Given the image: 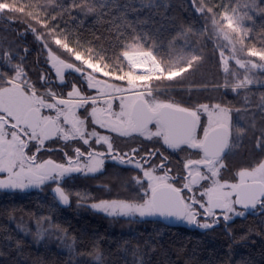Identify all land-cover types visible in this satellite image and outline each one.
Segmentation results:
<instances>
[{
	"label": "trees",
	"instance_id": "16d2710c",
	"mask_svg": "<svg viewBox=\"0 0 264 264\" xmlns=\"http://www.w3.org/2000/svg\"><path fill=\"white\" fill-rule=\"evenodd\" d=\"M200 3L218 14L215 23L213 13L198 10ZM248 3L18 0L19 6L33 15L11 14L17 30L0 32L28 35L38 53L44 41L56 55L73 61V55L56 45L49 34L48 29L55 27L56 35L66 38L70 47H78L86 59L126 70L128 61L122 53L127 50L152 51L166 70L187 67L193 56H200L181 75L169 80L165 71L161 79H155V88L161 89L158 95L174 97L182 106L214 104L234 97L236 106L249 117L264 114V70L254 75L258 86L237 94L224 90L225 82L233 80L223 71L219 44L225 16L235 17ZM0 17L9 18L7 10ZM248 18L243 47L248 52L262 51L264 0ZM6 39L10 42L11 37ZM51 187L0 190V264H264V213L234 217L203 229L198 224L170 223L159 217H111L92 210L78 213L73 199L69 207L60 206ZM40 227H45L47 234L40 236Z\"/></svg>",
	"mask_w": 264,
	"mask_h": 264
},
{
	"label": "snow or ice",
	"instance_id": "6c2138e0",
	"mask_svg": "<svg viewBox=\"0 0 264 264\" xmlns=\"http://www.w3.org/2000/svg\"><path fill=\"white\" fill-rule=\"evenodd\" d=\"M199 3V0H197ZM31 4L28 5L31 8ZM26 12L24 6H19L18 0H0V14ZM199 11L213 13V20L218 14L213 12L211 6L205 8L199 4ZM228 27H233L231 18L225 16ZM47 29V25H45ZM35 32L34 29H32ZM54 43L63 50L74 55L76 61H82L87 69L103 73V76H112L111 70H105L102 65L91 58H85V54L79 48L70 47L66 38L56 35V28L48 29ZM62 35V34H61ZM39 39V37H37ZM242 43V41H241ZM128 61L129 70L122 75H115L118 81H126L127 86L105 83L101 94L107 99L103 101V108L97 107L99 96L81 95L79 90L69 91V99L56 100L57 93L49 92L47 96L37 95L33 85L28 83L26 74L20 64L12 65L14 75L9 78L0 72V174H6V179H0V190L24 191L31 187H39L46 182L62 181L72 174L96 173L103 169L105 160L116 161L120 165H131L142 173L141 177H134V184L139 186L140 195L137 202L124 200L101 201L91 204L94 210H99L110 216L145 217L161 216L175 217L186 221L189 225H197V216L203 215L206 220L197 226L208 229L219 223L220 217L216 210H221L224 221L231 220L234 216L242 217L244 211H237L239 205L243 209H256L259 205L264 209V162H258L256 167L250 170L239 171V183H229L219 179L220 170L225 168L224 153L230 147V138L233 134L230 109L221 104L209 106L201 104L198 107H183L173 101H163L153 95V89L149 84L154 79H161L167 71V79L171 80L193 66V61H199L200 56H193L187 62V67L181 65L175 70L164 69L157 62L152 51L127 50L122 53ZM250 56H259L264 61V50L249 52ZM55 59V58H53ZM102 59V58H97ZM11 63V56H8ZM65 68L73 69L77 73L84 72L81 67H75L72 63L59 61ZM225 73H228L227 61L224 62ZM252 68H264V63L259 65L247 62ZM240 68H245V62L236 60ZM56 67V65H53ZM143 69V74H137ZM136 70V71H134ZM120 69H116L119 73ZM56 72L63 81V73L60 67ZM159 73V75H157ZM89 88H96L100 84L92 74L86 75ZM252 81L245 75L243 80L236 83L226 81L223 87L237 88L247 87ZM47 87V81L45 82ZM105 89H111L106 91ZM53 102H49V101ZM117 109L113 108L114 103ZM91 105V111L86 112L91 117V122L99 125L119 137L135 139L143 137L149 141L162 142L168 149L179 152L186 149L197 150L199 158H188L184 168L188 169L186 176L179 178L180 186H177V177L170 175L171 168L167 167L168 157L159 153V160L153 162L151 157L156 156L159 150L143 155L138 148L130 149V152H122L114 147L113 138L109 135H101L92 128L88 131L85 119H82L77 111L87 109ZM45 109L48 113H45ZM54 113V114H51ZM11 122L12 131L6 129ZM71 126V131L65 128ZM237 134L240 129H235ZM11 139H8V136ZM264 145V129L261 130ZM25 138H21V137ZM60 137L67 141L79 138L84 145L89 146L87 151L88 161L82 163L80 158L85 152L79 147L75 148L76 157H69L68 165L56 163L52 159L40 162L35 153L40 152L45 142ZM95 138V145H102L104 150H97L91 143ZM31 142L34 143L35 153L28 154L26 149ZM187 154V153H186ZM67 155V154H66ZM139 156V159H134ZM201 168L205 171H201ZM195 169V171H193ZM208 180L210 184L204 186L200 197L195 194L184 195L183 191L193 192V186L201 181ZM59 201L67 206L69 195L60 186L54 189ZM79 196V194H77ZM195 205L202 209V213Z\"/></svg>",
	"mask_w": 264,
	"mask_h": 264
},
{
	"label": "flooded vegetation",
	"instance_id": "af4514ba",
	"mask_svg": "<svg viewBox=\"0 0 264 264\" xmlns=\"http://www.w3.org/2000/svg\"><path fill=\"white\" fill-rule=\"evenodd\" d=\"M15 18H1L0 17V31L17 30L13 22ZM12 34V35H11ZM7 34L5 32H0V72H3L7 77L11 78L15 69L12 65L20 64L23 67L24 73L26 74V79L30 85H33L37 95L47 96L49 92L57 93L56 100L61 98L69 99L67 93L69 91L79 90L81 95L88 96H99L97 102L98 108H103V101L107 99L106 96L101 94V89L105 83L107 84H118L127 86L126 81H118L114 78L105 77L102 75H97L92 69H87L86 66H82L73 61H65L63 58L56 56L55 54L48 55V49L46 42H42L41 53H38L35 48L32 47L28 35L23 37L19 32ZM7 37H11L10 42ZM34 55V63H32V55ZM11 56V63L8 61V56ZM55 58V59H53ZM63 60L65 63H72L75 67H81L84 72L77 73L74 68L69 69L60 65L59 61ZM60 67L63 73V81L56 72V67ZM107 67V66H106ZM105 67V69H106ZM113 72L120 67H107ZM122 70L126 69L122 67ZM135 71V70H134ZM120 73V72H119ZM116 73L115 75L119 74ZM139 73V72H138ZM137 73V74H138ZM92 74L95 80H99L100 84L96 88H89L88 81L86 80V75ZM122 75V73L120 74ZM47 81V87H45V82ZM106 91H111V89H105ZM158 89H154L157 91ZM158 92V91H157ZM163 101H173L182 106L178 99L171 97L165 98L157 96ZM53 102V101H49ZM117 104L114 103L113 108L117 109ZM221 104L222 107H228L231 115V122L233 125V134L230 138V147L224 153V164L225 168L220 170L219 179L221 182L228 181L229 183H239V171L250 170L258 165V162H264V145H261L259 141L262 139L260 132L264 129V114H254L252 113L249 117L239 113V107L236 106V99L234 97H227L222 99L219 103L208 104L209 106ZM200 104L183 106V107H198ZM264 110V107L262 108ZM48 113V110H44ZM91 111V105L87 109H79L77 114L86 121V127L88 131L95 128L97 132L101 135H109L113 138L114 147L122 152H130L132 148H138L140 153L147 155V153L159 150L156 156L151 157L153 162L159 160V153H163L164 156L168 157L167 167L171 168L170 175L177 177V186H180L179 178L181 176H186L188 169L184 168V163L188 158L196 159L199 158L200 153L197 150L186 149L179 152H174L168 149L162 142L149 141L143 137H136L135 139L127 137H119L116 133H111L106 129L100 128L99 125H95L91 122V117L86 115V112ZM3 114V113H0ZM54 114V113H51ZM68 131H71L70 125H65ZM240 129V133L237 134L235 129ZM6 129L10 132L14 129L11 128V122L6 125ZM22 139L25 137H21ZM11 139V136H8ZM95 138H91L90 143L99 151H103L102 145H95ZM34 143L31 142L29 147L25 150L26 153H35ZM79 147L85 152V156L81 157L82 163L88 161L87 151L89 146L84 145L83 142L77 139H69L67 141L60 137H54L51 140L45 142L44 148L35 153L38 160L42 162L43 160L52 159L56 163H64L68 165V158L72 157L75 159L76 153L75 148ZM187 153V154H186ZM67 154V155H66ZM134 159H139V156H134ZM195 171V169H193ZM201 171L205 169L201 168ZM142 173L140 170L136 169L131 165H120L116 161H111L109 159L105 160L103 169L96 173H81L72 174L65 177L62 181L48 183L45 186H52L51 191L54 193L57 201H59L56 193L53 191L54 186H60L69 195V204L67 206L61 205L62 207H69L71 205V200H75L77 211H95L90 207L91 204L100 203L101 201H111V200H124L127 202H137V197L141 194L139 191V186L134 184V177H141ZM210 184V181H201L199 184L193 186V192L189 193L187 189L183 191L184 195L195 194L197 198L202 201L206 200V197H200V192L203 191L204 186ZM79 194V196L77 195ZM72 197V198H71ZM194 207L197 208L199 212L202 213V209H199L198 205ZM237 211H244L245 217L247 215H258L263 214L264 209L259 205L256 209H243L241 206H236ZM101 213V212H98ZM217 216L220 217L219 223L224 221L222 219L221 210H216ZM103 214V213H102ZM105 215V214H104ZM160 217L159 215H157ZM239 217V216H234ZM233 217V218H234ZM206 218L203 215L197 216V224L205 222ZM219 223L215 224L218 225Z\"/></svg>",
	"mask_w": 264,
	"mask_h": 264
},
{
	"label": "rangeland",
	"instance_id": "374dc122",
	"mask_svg": "<svg viewBox=\"0 0 264 264\" xmlns=\"http://www.w3.org/2000/svg\"><path fill=\"white\" fill-rule=\"evenodd\" d=\"M260 1L261 0H249L247 8L246 9L244 8L242 11H238L236 16L231 18L233 21V27L229 28L227 20L225 19V22L223 24V28L221 29L222 33H221V38L219 40V44L221 46V56L223 59V71H224V67H225L224 62L227 61L228 73H225V74L228 75V77L231 80H233V82H231V83H236L239 80H243L245 75H247L248 78L252 81V83L248 84L247 87L258 86L257 80L255 79L254 75L258 71L264 70V68H260L259 66L252 68L251 65L247 63L248 61H251L252 63L259 65L261 63H264V61H261L259 56H255V57L250 56L249 52L245 50V48L243 47V44L241 43V41H243V39H244V31H245V27H246V22L249 19L248 17L251 14V12H255L256 5ZM245 10H247V11L245 12ZM220 26L222 27V25H220ZM47 49H48V55L55 54L50 48H48V46H47ZM56 56H59V55H56ZM237 59H240L242 62H245V68H240L239 65L236 64ZM72 60H73V62H76V63L83 66V62L82 61H76L74 55L72 56ZM84 66H86V65H84ZM105 70H110V69L106 67ZM112 70H115V69H112ZM126 71H128V70L123 71L122 67L120 66V71H119L120 73L119 74H121V73L123 74V72H126ZM138 72H139L138 74H143V69L139 70ZM95 73L97 75L103 76L102 72H100V73L95 72ZM116 73L117 72H113V75L110 77L115 79ZM157 75H159V73H157ZM154 83H155V79L149 82V84L151 85V87L153 89V95L158 96L159 93H157V91H159L161 89L154 91V89H156L154 86L155 85ZM247 87L237 88V89H235V91H233L231 89V87H227V88L224 87V90H227L228 92L231 91L232 93L237 94L238 92H240L241 90H244ZM239 113H242V114H240V115H242L241 119L244 118L243 115L245 116V118L248 116V113L244 109H242V112L239 109ZM6 178H7L6 174H0V179H6ZM48 183H52V182L51 181L46 182L45 184H43L39 187H31L27 190L40 189ZM54 189H55V186H54ZM54 189H53V191H54ZM3 190H7V189H3ZM96 211L105 214L102 211H99V210H96ZM105 215H107V214H105ZM107 216H110V215H107ZM111 217H123V216H111ZM156 217L157 216L145 217V218H156ZM131 218H140V217L136 216V217H131ZM185 223H187V222L185 221ZM40 228H41L40 236H44L45 234H47L45 227H40Z\"/></svg>",
	"mask_w": 264,
	"mask_h": 264
},
{
	"label": "water",
	"instance_id": "95a60500",
	"mask_svg": "<svg viewBox=\"0 0 264 264\" xmlns=\"http://www.w3.org/2000/svg\"><path fill=\"white\" fill-rule=\"evenodd\" d=\"M164 219H166L167 221H170V222H179L181 220H178L176 219L175 217H162Z\"/></svg>",
	"mask_w": 264,
	"mask_h": 264
}]
</instances>
